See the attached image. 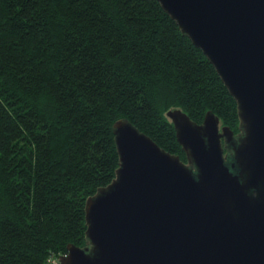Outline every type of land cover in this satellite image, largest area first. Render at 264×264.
<instances>
[{
	"label": "trees",
	"instance_id": "1",
	"mask_svg": "<svg viewBox=\"0 0 264 264\" xmlns=\"http://www.w3.org/2000/svg\"><path fill=\"white\" fill-rule=\"evenodd\" d=\"M174 108L239 132L234 99L158 0H0V264L86 245L85 201L119 166L117 119L186 162Z\"/></svg>",
	"mask_w": 264,
	"mask_h": 264
},
{
	"label": "water",
	"instance_id": "2",
	"mask_svg": "<svg viewBox=\"0 0 264 264\" xmlns=\"http://www.w3.org/2000/svg\"><path fill=\"white\" fill-rule=\"evenodd\" d=\"M158 2L234 99L239 132L168 110L183 162L117 119L115 178L85 201L86 245L59 262L264 264V0Z\"/></svg>",
	"mask_w": 264,
	"mask_h": 264
},
{
	"label": "built area",
	"instance_id": "3",
	"mask_svg": "<svg viewBox=\"0 0 264 264\" xmlns=\"http://www.w3.org/2000/svg\"><path fill=\"white\" fill-rule=\"evenodd\" d=\"M60 256L61 255H56V256L52 255V256L48 257L45 264H60V262H59Z\"/></svg>",
	"mask_w": 264,
	"mask_h": 264
},
{
	"label": "rangeland",
	"instance_id": "4",
	"mask_svg": "<svg viewBox=\"0 0 264 264\" xmlns=\"http://www.w3.org/2000/svg\"><path fill=\"white\" fill-rule=\"evenodd\" d=\"M227 151L225 150V153H226Z\"/></svg>",
	"mask_w": 264,
	"mask_h": 264
}]
</instances>
